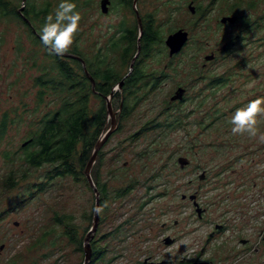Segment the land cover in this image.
<instances>
[{"label": "rangeland", "instance_id": "rangeland-1", "mask_svg": "<svg viewBox=\"0 0 264 264\" xmlns=\"http://www.w3.org/2000/svg\"><path fill=\"white\" fill-rule=\"evenodd\" d=\"M30 1L39 7L47 0ZM49 1L52 7L60 2ZM88 1L77 6L82 15L81 30L73 44L86 56L108 44L121 20L131 24L134 18L117 4L103 14L99 0ZM190 1L193 11L188 7ZM233 1L240 3L237 12L244 11L242 18L254 19L264 13V0L137 1L141 14H153L163 38L183 28L189 39L169 67H165L167 51L159 50V46L154 49L147 69L165 71L169 77L153 92L140 90L141 101L132 106L129 115L122 118L117 104L113 105L116 127L101 147V163L96 157L92 166L106 185L108 197L93 236L94 246L106 245V252L95 264H183L179 260L196 257L205 231L222 219V211L230 215L235 209L233 200L237 196L264 191V153L254 152L256 147H264V142L232 135L230 123L236 100L244 101L240 108L264 96L257 95L264 91V20L249 30L243 20L221 25L218 19L222 15H232L229 7ZM23 2L13 0L15 5ZM196 7L204 9L203 18L194 11ZM29 34L15 18L0 17V127L6 117L5 132L0 136V264H82V252L60 235L62 228L54 226L51 217L54 212L71 214L78 238L83 241L92 222L94 192L83 182L66 177L53 180L45 192L26 198L31 183L42 179L47 167L22 169L25 165L19 147L51 106L49 100L38 104L33 82L50 58L44 46L33 43ZM235 35H239L235 51L217 57ZM211 54L212 59H204ZM110 56V60L116 58L113 51ZM242 59L246 61L244 69L231 75L227 84L210 86L214 76ZM117 65L120 67L119 61ZM120 68L125 71V67ZM178 84H186L185 101L171 103L169 97ZM99 104L100 99L92 95L90 105L95 108ZM110 122L108 116L107 127ZM258 128L264 132V117L259 119ZM241 153L246 155L240 162L261 160L252 170L250 167V180L236 191L232 161ZM179 156L187 157L189 164L180 167ZM10 169L19 174L24 170L27 177H19L17 184L8 188L5 184L9 186ZM256 171L260 175L251 181ZM202 172L207 179H199ZM126 184L133 186L126 197L111 200L113 189ZM192 194L198 206L206 208L204 218L198 217L189 198ZM239 203L245 201L239 198ZM259 204L264 205V197ZM117 224H122L121 233L109 234ZM43 232L50 233L39 243ZM167 235L179 238L172 245L161 243Z\"/></svg>", "mask_w": 264, "mask_h": 264}, {"label": "trees", "instance_id": "trees-1", "mask_svg": "<svg viewBox=\"0 0 264 264\" xmlns=\"http://www.w3.org/2000/svg\"><path fill=\"white\" fill-rule=\"evenodd\" d=\"M72 2L78 6L85 5L89 1L72 0ZM128 2L131 4V0H128ZM22 5L23 10L19 12L18 8ZM55 8L52 7L49 0L39 7L30 0H24L23 3L18 5L13 4V0H0V17L28 18L32 23L29 33L35 35L40 33L44 18L53 13ZM123 29V34L110 45V50L121 49V54H119L121 62L119 64L120 66H127L136 48V26L124 27ZM160 32L153 21H148L143 26V34L140 39V55L149 56L151 48L162 41ZM33 43L41 44L36 35ZM70 52L76 53L84 60L86 72L88 71L95 80L94 90L91 89L88 72L85 73L79 61L69 57L49 55L46 51L50 61L48 65L41 66V73L34 77L33 82L37 87L38 104L43 105L49 100L51 106L41 115L36 128L31 131L30 136L25 140L26 143L21 144L19 148L22 151L20 159L23 160L25 165L22 169L24 167L29 168V170L37 169L42 166L47 168L42 179L31 183L32 189H29L27 199H31L39 192L48 190L53 180L66 177L83 182L86 188L93 191L84 173V168L108 118L103 98L112 91V85L119 80L120 76L115 69L118 66L117 63L108 59L109 55L105 52L99 53L100 55H97V60L94 63L79 49H71ZM74 66L77 67V71ZM141 66L142 64L139 61L134 64L135 69L128 76L127 84L133 85L139 80L142 74ZM92 95L100 99V104L95 108L90 105ZM49 97L51 99H48ZM132 108V106L123 105L120 114L122 118L129 115ZM5 120L6 117H4L0 127V136L5 132ZM102 155L103 152L100 148L97 154L98 163H101ZM94 168L91 169L90 174L99 192V205L108 204L106 185L100 182L97 168ZM9 173V186L5 184L8 188L14 187L19 177L21 179L27 177L24 170H21L19 174V171L15 173L10 169ZM132 187V185L126 184L124 187L113 189L111 200L123 199ZM18 205L19 203H15V206ZM51 219L54 226L62 228L60 235L77 246V250L83 254V241L78 238L73 216L68 213L58 214V212H54ZM101 219H103V216ZM114 228L109 234L121 233L122 224H117ZM49 233L43 232L38 242H43L45 240L43 238L47 237ZM104 236L100 238L102 239ZM95 242V238L90 240L92 254L89 264L102 261L106 252V245L97 248L94 246ZM51 244H55L54 240L51 241Z\"/></svg>", "mask_w": 264, "mask_h": 264}, {"label": "flooded vegetation", "instance_id": "flooded-vegetation-1", "mask_svg": "<svg viewBox=\"0 0 264 264\" xmlns=\"http://www.w3.org/2000/svg\"><path fill=\"white\" fill-rule=\"evenodd\" d=\"M138 1V0H137ZM137 1L134 4L133 0H131V4L128 2V0H109V5H108V11L106 13H101L107 14L109 12V9L116 6H120L123 10L127 11L126 14L133 15V21L131 24H128L125 22V20H121L118 24V29L115 30L113 35H111L108 38V44L104 45L103 47H99L97 50L93 51L91 55L87 56L89 60L94 63L97 60V55H100L99 53H107L109 56L111 55L112 51L110 50V45L119 39V37L123 34L124 32V27H131V26H136V48L134 50V53L129 61V64L126 66H120V67H125V71H122L119 66H116L115 69L119 72V80L115 82L112 87H111V92L106 95L104 99V103L106 104L107 102V97L112 94L110 98V102L112 106L117 104V111L121 114V109L123 105H131V106H136L140 101L143 96V93L139 92L140 90L147 89L151 92L155 91L157 88H159L162 85V81L165 80L166 78L169 77V73H166L165 71H149L147 69V61L151 59L153 56L154 49L156 47H161L159 50L167 51V57H168V62H166L165 67H169L171 65L172 60L176 59L179 57V55L183 52L184 47L186 46L188 42V31L187 32V40L184 43V45L181 47V49L172 54L171 56L168 53V47L165 45V38L162 37V41L156 45H154L150 52L149 56H142L140 55V39L143 34V26L147 24L148 21H153V23L157 26L155 23V19L153 17V14L151 12H147L144 14H141L138 10L137 7ZM192 3V1L189 2V4ZM250 6L254 3H249ZM189 7V6H188ZM99 8H100V0H99ZM240 8V3L238 1H233L229 7V13L230 14H224L218 19V23L221 25L225 24H234L238 23L239 20H243L244 26L246 27V30L253 29L252 27H256L258 25H261V21L264 20V13L257 18L250 19V18H242L244 11L242 10V13L237 12V10ZM23 10V5L18 8V11L21 12ZM194 11L199 14V16L204 17V9H200L196 7V10ZM137 12L140 16V21H141V26H142V32L139 35V27H138V21H137ZM226 16H234L235 20L233 22H230L229 20H225L224 22L221 20L223 17ZM19 21L24 27H26L28 33H29V28L32 26L31 21L24 17L22 19H16ZM158 27V26H157ZM178 29H183V28H177L175 30L170 31V33H173L174 31ZM184 30V29H183ZM34 33H36L35 30H33ZM161 33V32H160ZM168 33V34H170ZM167 34V35H168ZM39 39V34H35ZM35 35L29 34V36L34 40ZM162 35V33H161ZM166 35V36H167ZM239 35H235L234 38H232L228 44L223 45L221 50L218 52V56L221 55H226V54H232V52L235 51V44L237 43ZM237 37V38H236ZM244 36H241L240 39H243ZM161 45V46H160ZM74 50H78V47L76 45H73ZM165 51V52H166ZM116 54V58L114 62H121V58L119 57V54H121V49H116L113 51ZM73 53V52H72ZM75 56L80 57L76 53H73ZM206 56V55H205ZM204 56V59H205ZM73 58L77 61H79L83 69L84 68V63H82L79 58ZM111 57V56H110ZM213 57V56H212ZM81 58V57H80ZM82 59V58H81ZM212 59V58H211ZM83 60V59H82ZM205 60H210V59H205ZM139 61L142 66L140 67L142 70L141 77L139 80L133 84L129 85L127 84V78L128 76L134 71V64ZM84 62V60H83ZM132 63V64H131ZM246 61L245 59L238 60L235 63V67L232 66L231 68H226L224 72H222L218 76H214L209 84L210 86L214 87V85H225L228 83L230 80L231 75H233L235 72L239 71L240 69H244ZM75 70L77 71V67L74 66ZM88 72V71H87ZM86 73V72H85ZM89 79L92 78L91 75L89 74ZM88 77V76H87ZM93 82L90 79V85L91 89L94 90V82L95 80L92 78ZM261 85V84H259ZM238 89V86L235 87V90ZM181 92V97H175L179 91ZM186 93H187V87L186 84H178L175 86V90L171 93L169 97V102H183L185 101L186 98ZM257 95H264L263 92L257 93ZM175 97V98H174ZM116 100V101H115ZM116 102V103H115ZM244 103L243 100H236L234 103V108H239L240 105ZM116 111V110H115ZM256 151L258 152L260 150V153H264V147L258 146L255 148ZM246 154L247 151L245 150ZM246 154H238L236 158H233L232 163H234V168H233V173H234V178L232 179V182L236 184V187L234 190L241 189L242 186L249 181L250 178H247L248 172L253 169V167L256 165L255 163H258L260 160L256 161L255 158H251V164L248 166L245 161H241L240 159L244 158V155ZM246 161L248 159H245ZM189 164V163H188ZM204 171V170H203ZM259 171V170H258ZM258 171L253 173L251 175V181L256 177L259 176ZM204 174L203 178H199L200 180H205L206 178V173L202 172ZM200 175V174H199ZM198 175V176H199ZM190 182V180H189ZM253 187L255 186V182L253 181L252 183ZM264 197V191L260 189L259 193L255 195V193L249 194V195H239L237 196L236 199L233 200V204L235 206V209H233L230 212V215H227L228 211H222V219L214 222V224L210 227L209 230L205 231L204 238L202 240V245L199 247L198 251H196L195 255L196 257L191 258L189 260H186L185 262L181 259L179 260V263L183 264H190L192 262H200V263H205V264H264V205L260 206L259 202L261 198ZM239 198L243 199L245 203H239ZM197 202V201H196ZM194 205V203H193ZM258 206V208H257ZM205 209L206 208H201L200 214H198L199 218H204L205 215ZM179 236H170L167 235L164 238H162L161 243L164 244H169L172 245L178 240ZM168 240L166 242L165 240ZM216 241L214 243V247L208 248V244H210L212 241ZM150 264H153L152 262Z\"/></svg>", "mask_w": 264, "mask_h": 264}, {"label": "clouds", "instance_id": "clouds-1", "mask_svg": "<svg viewBox=\"0 0 264 264\" xmlns=\"http://www.w3.org/2000/svg\"><path fill=\"white\" fill-rule=\"evenodd\" d=\"M82 15L72 0H60L53 13L44 18L39 37L49 55L64 56L69 53L81 30ZM264 117V96L257 97L237 108L230 118L234 136L259 139L264 142V132L258 128L259 119ZM182 134V133H181ZM107 204L97 205L93 212L101 215Z\"/></svg>", "mask_w": 264, "mask_h": 264}, {"label": "water", "instance_id": "water-1", "mask_svg": "<svg viewBox=\"0 0 264 264\" xmlns=\"http://www.w3.org/2000/svg\"><path fill=\"white\" fill-rule=\"evenodd\" d=\"M24 1V0H23ZM137 0H133V3L135 4ZM108 5H109V0H100V9L103 13H106L108 11ZM189 8L193 11V6L190 4ZM223 22L225 20H229L230 22H233L235 20L234 16H226L223 17L221 19ZM137 21H138V27H139V35L142 32V26H141V21H140V16L137 12ZM187 40V32L183 29H178L176 31H174L173 33H170L166 36L165 38V45L168 47V53L171 56L172 54L178 52L181 47L184 45V43ZM212 54L211 55H206L205 59H211L212 58ZM63 57H69V58H76L77 56H75L73 53L69 52L67 54H65ZM79 60L83 62V60L80 57ZM132 64V63H131ZM86 72V70H85ZM87 73V72H86ZM88 75V73H87ZM91 81L93 82L92 78H90ZM181 90L178 92V94L175 97H181ZM112 94H110V96H108L107 98V102H106V112L107 115L111 118V122H110V126L107 127V124L104 126L103 132L101 133L100 137L98 138V140L96 141L92 153L86 163V166L84 168V173L86 175V178L90 184V186L93 189V192L95 194V203H94V208L99 205V192L91 178V168L96 160L98 151L100 150V148L102 147V145L105 143V141L107 140V138L109 137V135L114 131L115 127H116V118H115V111L113 110V106L110 102V98H111ZM174 97V98H175ZM25 142H23V144H25ZM177 162L179 164L180 167H184L185 165H187L189 163V159L187 157L184 156H179L177 158ZM204 174L201 173L199 175V178H203ZM189 198L193 201L194 205L196 206V212L198 214H200L201 212V208L198 206L196 200H195V195L192 194L189 196ZM99 223V215H96L94 212L92 214V222H91V226L89 228V230L87 231L84 239H83V262L82 264H89L90 262V258H91V254H92V248H91V244H90V240L93 238L94 233L96 231V228L98 226ZM166 242H168V240H165ZM190 264H205V263H200V262H192Z\"/></svg>", "mask_w": 264, "mask_h": 264}]
</instances>
